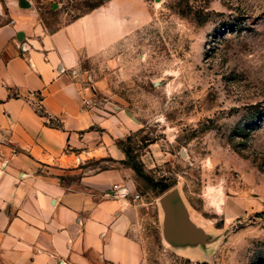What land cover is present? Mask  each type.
<instances>
[{
  "label": "rangeland",
  "instance_id": "rangeland-1",
  "mask_svg": "<svg viewBox=\"0 0 264 264\" xmlns=\"http://www.w3.org/2000/svg\"><path fill=\"white\" fill-rule=\"evenodd\" d=\"M29 1L49 31L97 2ZM126 28L81 67L95 103L136 125L120 145L140 196L142 264H264V0H140ZM165 186L216 244H164Z\"/></svg>",
  "mask_w": 264,
  "mask_h": 264
},
{
  "label": "crops",
  "instance_id": "crops-1",
  "mask_svg": "<svg viewBox=\"0 0 264 264\" xmlns=\"http://www.w3.org/2000/svg\"><path fill=\"white\" fill-rule=\"evenodd\" d=\"M139 1L110 0L49 31L31 1L0 0V264H142L120 146L136 125L95 103L81 67L118 44Z\"/></svg>",
  "mask_w": 264,
  "mask_h": 264
},
{
  "label": "water",
  "instance_id": "water-1",
  "mask_svg": "<svg viewBox=\"0 0 264 264\" xmlns=\"http://www.w3.org/2000/svg\"><path fill=\"white\" fill-rule=\"evenodd\" d=\"M21 8H29L28 0H20ZM162 212V239L174 250L206 249L216 244L222 236L208 233L192 217L181 191L176 188L164 193L159 199ZM228 232L223 234L227 236Z\"/></svg>",
  "mask_w": 264,
  "mask_h": 264
},
{
  "label": "built area",
  "instance_id": "built-area-1",
  "mask_svg": "<svg viewBox=\"0 0 264 264\" xmlns=\"http://www.w3.org/2000/svg\"><path fill=\"white\" fill-rule=\"evenodd\" d=\"M29 101L32 103L33 106H35V108L37 110H40L41 108V99H40V96L37 92H33L30 94L29 96ZM87 105L89 104V102H85ZM140 196L139 195H136L135 196V200H139Z\"/></svg>",
  "mask_w": 264,
  "mask_h": 264
},
{
  "label": "trees",
  "instance_id": "trees-1",
  "mask_svg": "<svg viewBox=\"0 0 264 264\" xmlns=\"http://www.w3.org/2000/svg\"><path fill=\"white\" fill-rule=\"evenodd\" d=\"M110 0H97V2L96 3H94L92 6H90L89 7V10H90V12L91 11H93V10H95L96 8H99L100 6H103L104 4H106L107 2H109ZM76 20V19H75ZM121 146V145H120ZM122 148V147H121ZM123 151L126 153V154H128V152L123 148ZM124 164H125V162H124ZM135 170H136V168L135 167H133ZM137 172H138V170H136ZM140 173V172H139ZM169 188L168 187H164L163 189H162V193H165L167 190H168Z\"/></svg>",
  "mask_w": 264,
  "mask_h": 264
},
{
  "label": "bare ground",
  "instance_id": "bare-ground-1",
  "mask_svg": "<svg viewBox=\"0 0 264 264\" xmlns=\"http://www.w3.org/2000/svg\"><path fill=\"white\" fill-rule=\"evenodd\" d=\"M221 210V208H219Z\"/></svg>",
  "mask_w": 264,
  "mask_h": 264
}]
</instances>
